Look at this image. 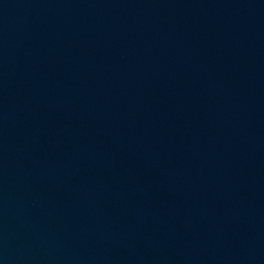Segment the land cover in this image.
<instances>
[{
  "label": "water",
  "instance_id": "1",
  "mask_svg": "<svg viewBox=\"0 0 264 264\" xmlns=\"http://www.w3.org/2000/svg\"><path fill=\"white\" fill-rule=\"evenodd\" d=\"M0 264H264V0H0Z\"/></svg>",
  "mask_w": 264,
  "mask_h": 264
}]
</instances>
